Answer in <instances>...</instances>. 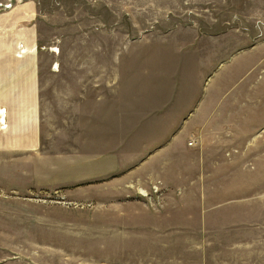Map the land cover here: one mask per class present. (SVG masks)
<instances>
[{"label":"rangeland","instance_id":"374dc122","mask_svg":"<svg viewBox=\"0 0 264 264\" xmlns=\"http://www.w3.org/2000/svg\"><path fill=\"white\" fill-rule=\"evenodd\" d=\"M21 6L49 72L40 148L0 152V264H264V0Z\"/></svg>","mask_w":264,"mask_h":264},{"label":"crops","instance_id":"0c3cea01","mask_svg":"<svg viewBox=\"0 0 264 264\" xmlns=\"http://www.w3.org/2000/svg\"><path fill=\"white\" fill-rule=\"evenodd\" d=\"M30 7L0 15V109L5 112L6 124V129L0 130V152L40 148L42 77L49 70L40 61L36 31L24 25L36 16Z\"/></svg>","mask_w":264,"mask_h":264}]
</instances>
